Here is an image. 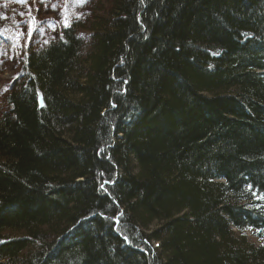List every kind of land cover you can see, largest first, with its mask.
Returning a JSON list of instances; mask_svg holds the SVG:
<instances>
[{
  "label": "trees",
  "instance_id": "1",
  "mask_svg": "<svg viewBox=\"0 0 264 264\" xmlns=\"http://www.w3.org/2000/svg\"><path fill=\"white\" fill-rule=\"evenodd\" d=\"M97 13L7 96L0 264H264V0Z\"/></svg>",
  "mask_w": 264,
  "mask_h": 264
},
{
  "label": "rangeland",
  "instance_id": "2",
  "mask_svg": "<svg viewBox=\"0 0 264 264\" xmlns=\"http://www.w3.org/2000/svg\"><path fill=\"white\" fill-rule=\"evenodd\" d=\"M103 1L0 0V25L9 52L0 55V117L9 111L7 96L27 75V55L58 39L66 27L89 40V27Z\"/></svg>",
  "mask_w": 264,
  "mask_h": 264
},
{
  "label": "bare ground",
  "instance_id": "3",
  "mask_svg": "<svg viewBox=\"0 0 264 264\" xmlns=\"http://www.w3.org/2000/svg\"><path fill=\"white\" fill-rule=\"evenodd\" d=\"M0 55L2 56H8V48H7V40L5 39V37L2 35L4 32L2 30L3 28V23H1L0 25Z\"/></svg>",
  "mask_w": 264,
  "mask_h": 264
},
{
  "label": "water",
  "instance_id": "4",
  "mask_svg": "<svg viewBox=\"0 0 264 264\" xmlns=\"http://www.w3.org/2000/svg\"><path fill=\"white\" fill-rule=\"evenodd\" d=\"M40 104L43 105V100H42V98L40 99Z\"/></svg>",
  "mask_w": 264,
  "mask_h": 264
},
{
  "label": "snow or ice",
  "instance_id": "5",
  "mask_svg": "<svg viewBox=\"0 0 264 264\" xmlns=\"http://www.w3.org/2000/svg\"><path fill=\"white\" fill-rule=\"evenodd\" d=\"M53 7H54V6H53ZM65 26H67V24H66Z\"/></svg>",
  "mask_w": 264,
  "mask_h": 264
}]
</instances>
